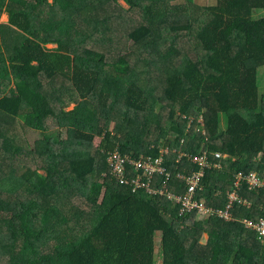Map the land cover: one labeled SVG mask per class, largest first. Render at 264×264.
Masks as SVG:
<instances>
[{"label": "trees", "instance_id": "obj_1", "mask_svg": "<svg viewBox=\"0 0 264 264\" xmlns=\"http://www.w3.org/2000/svg\"><path fill=\"white\" fill-rule=\"evenodd\" d=\"M195 1L206 0H0V264H158L159 245L162 264H264V242L241 222L199 225L102 180L118 148H170L168 168L190 171L176 162L182 141L224 155L199 196L210 206L226 208L236 173L264 176V0ZM53 127L67 138L30 143L28 130ZM241 195L250 207L236 218L264 215V189Z\"/></svg>", "mask_w": 264, "mask_h": 264}, {"label": "built area", "instance_id": "obj_2", "mask_svg": "<svg viewBox=\"0 0 264 264\" xmlns=\"http://www.w3.org/2000/svg\"><path fill=\"white\" fill-rule=\"evenodd\" d=\"M187 118L186 116H182ZM188 129L193 125L194 118H188ZM197 130L205 134L204 117L197 118ZM185 141H182L177 153V164L189 162L193 167L189 171L181 168L170 170L167 166V158L171 155L170 148H163L159 157L136 158L130 154L123 153L119 148L109 153L107 158L108 170L103 173V181L113 180L122 186L132 187L134 192L141 189L146 190L150 195L160 197L173 202L179 208L181 216L200 217L204 215V221L210 217H217L225 222L238 221L245 229L255 233L257 242H264V215L256 221L235 216L236 207H250V202L241 195L242 188L247 192L264 189V176L256 172L236 173L233 176V185L228 192L229 202L226 208L210 206L204 198H200V193L204 190L203 182L207 171L223 168L222 153L209 152L208 148H201L198 154L183 150ZM161 179H165L160 183ZM177 180L186 184L185 191H176L171 183ZM202 221V220H201ZM158 248V247H157ZM156 255L160 254L161 248Z\"/></svg>", "mask_w": 264, "mask_h": 264}, {"label": "rangeland", "instance_id": "obj_3", "mask_svg": "<svg viewBox=\"0 0 264 264\" xmlns=\"http://www.w3.org/2000/svg\"><path fill=\"white\" fill-rule=\"evenodd\" d=\"M195 2H199V1H195ZM121 3L123 4V5H125L124 4V2L123 1H121ZM210 6V5H214V2L213 1H208V0H206V1H204V2H202V1H200L198 4H197V6ZM254 16L257 18V17H264V8H262V9H257L256 10V12L254 13ZM165 35H168V33L167 32H165ZM49 48H54V47H56L55 45H49L48 46ZM262 69H260L259 70V78H258V82L261 84V83H263V77H264V73L262 72ZM74 105H71L70 107H68L67 109L68 110H72V109H74ZM67 134H68V132L67 131H60V130H58L56 127H53L51 130H49L48 132H43V131H33V130H28V135H27V137H28V139H29V141H30V143L32 144V145H34L35 144V141L37 140V139H41V138H43L44 137V135H50V136H52V137H54V138H56V139H61V140H64V139H66L67 138ZM101 141H102V139L101 138H96V141H95V143H96V145L97 146H99L100 144H101ZM202 222L204 221V218L202 217ZM196 221H198V222H196V223H198L199 225H200V221H199V218L196 220ZM198 225V226H199ZM159 237H160V234H159ZM158 242H159V240H158ZM159 244V243H158ZM159 248H160V245L158 246V248H157V250H159ZM156 258L158 259V264H162V258H160V254H157V256H156Z\"/></svg>", "mask_w": 264, "mask_h": 264}, {"label": "crops", "instance_id": "obj_4", "mask_svg": "<svg viewBox=\"0 0 264 264\" xmlns=\"http://www.w3.org/2000/svg\"><path fill=\"white\" fill-rule=\"evenodd\" d=\"M14 1L19 2L22 5L23 4H27V3H32V4H35L36 3V0H14ZM9 22H10V16H9V14L6 11H4L3 14H2V16H1V19H0V25L3 24V23L4 24L5 23H9ZM22 84H23V82L21 81V79H19V78H17V79L13 78L12 84H9L10 85L9 86V89H17ZM63 130L64 131H67L66 129H63ZM63 130H61V131H63ZM202 217L204 218L205 216L202 215L200 217V220L199 221H201Z\"/></svg>", "mask_w": 264, "mask_h": 264}]
</instances>
